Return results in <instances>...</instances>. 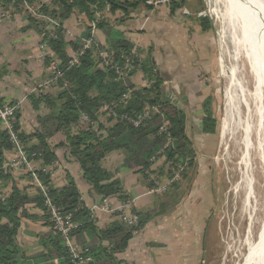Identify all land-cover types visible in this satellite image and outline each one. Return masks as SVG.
Masks as SVG:
<instances>
[{"label": "trees", "instance_id": "16d2710c", "mask_svg": "<svg viewBox=\"0 0 264 264\" xmlns=\"http://www.w3.org/2000/svg\"><path fill=\"white\" fill-rule=\"evenodd\" d=\"M146 1L50 0L48 3L43 0H0V6L5 11L11 8L19 12L22 9L17 5L24 4L29 8H35L41 17H50L62 23L72 16H82L89 24L95 23L97 30L104 31L107 43L104 45L98 42V45L111 53L115 62L121 63L134 48L120 32L112 30L106 24L104 17L96 20L95 15L104 13L107 9L105 13L122 14L123 18L119 19V22H122L124 18H129L140 10H154ZM187 4L186 0H170L168 10L173 14L183 7L191 6ZM190 8L193 12L200 11L198 7ZM24 18L28 22V27L35 28L42 42L47 43L50 52L59 63L58 68L63 73V78L57 80L55 84L44 85L43 82L48 75L45 71L44 79L36 84L35 93L30 96L34 110L38 112L39 104L42 103L47 111L44 117L39 118L42 114L38 117L40 130L32 134L21 130L19 111H16L13 130L31 166L35 169L33 173L45 188L47 199L63 215L71 216L74 225L71 236L75 243L88 250L87 256L91 259L89 264H118L115 254L122 253L127 248L132 232L142 230L149 221L156 218L157 210L147 208L142 212H135L138 217V225L135 227L128 228L116 220L105 230H99L93 215L82 203L74 181L67 177L64 186L57 187L54 184L52 171L49 170L53 169L52 166L57 161L54 148L60 146L67 150L69 156L77 163L82 178L97 195L102 198L116 197L120 202H127L130 201V197L125 194L121 182L103 165L106 156L113 152L120 153L123 156V167L140 174L151 189L154 183L146 172L171 180L172 172L178 170L183 179L196 165L195 150L187 135V114L177 104L162 101L163 82L157 77L148 58L134 61L144 79L143 85H136L132 80L137 70L121 79L111 71L101 70L99 60L91 51H87L76 64L70 66L69 61L82 48L81 38H89L91 28L86 26L80 39L67 42L60 28L55 32V38H51L48 31L41 26L38 30L39 20L33 19L30 14H25ZM198 22L202 26V31L211 29L207 18H201ZM69 47L72 49V55H68ZM46 64L49 65V60ZM145 81L152 84L148 87ZM50 89L55 90V95L49 94ZM124 97L126 99L123 100ZM207 110L203 112L204 116L201 119V133L214 135L217 129L216 119ZM146 111L150 118L138 127L126 119H120L121 116L136 119ZM101 114L105 115L106 122L100 120ZM83 116L89 119L91 125L79 123ZM163 127L167 128L165 133L162 131ZM56 135H61L64 143L52 146L48 141ZM9 151H13V148L7 131L3 129L0 131L2 186L10 182V173L13 171V168L6 164L4 157ZM156 161L159 166L152 170ZM45 168H48V171H45ZM27 173L31 178V173ZM176 188L174 181L166 188L167 192L165 190L163 193L166 195L171 189L178 191ZM35 190L36 195L29 198L24 191L13 186L11 193L0 199V264H47L53 260H56V264H69L68 251L60 235L54 230L45 206V197L37 187ZM177 193L178 205L181 201V192ZM28 204H35L42 212V216L37 219L47 227V232L37 236L42 252L37 257L25 259L15 244V238L20 227V219L27 216L24 208ZM83 235L89 238L86 242L79 239V236ZM102 241L108 243V247H104Z\"/></svg>", "mask_w": 264, "mask_h": 264}, {"label": "rangeland", "instance_id": "374dc122", "mask_svg": "<svg viewBox=\"0 0 264 264\" xmlns=\"http://www.w3.org/2000/svg\"><path fill=\"white\" fill-rule=\"evenodd\" d=\"M223 3V0H201V4L195 0V3H191L190 7H198L200 11L205 13V18L209 20L211 25L209 33L212 37L213 52L210 55L211 59H209L210 65L195 72L197 77L200 75V80L189 83L180 81L184 86L178 89L176 97L177 101L181 103V97L188 89L193 104L186 111L187 114L189 110H192L189 114H192L191 119H193V116L196 117L197 109L202 110L204 113L208 109L207 111L216 119V132L213 136H202L198 134V124L196 122L194 124L192 122L187 123L188 138L191 140L192 145H196L193 146L196 149V165L194 169L186 173V177L182 179V176H180L175 180L176 189L181 192V201L178 205L179 194L177 190L171 189L166 195L153 192V194L147 196L150 205L148 209H156L157 216L154 218L155 221L150 223V229H146L143 235H145V238H149V234L155 233L157 236L161 235L164 239H167L168 235L174 236L178 241L180 264H244L249 257V252L245 249V242L250 224L254 223L253 236L256 237L264 217V161L262 163V159L264 160V121L260 123L261 125L258 124L261 120L259 109L263 108L262 111H264V103L259 104L254 97L255 95H253L255 93L253 91L255 90L254 76L248 65V60L243 54L244 52L240 51L238 53L236 45L231 40L230 28L224 16ZM7 11L0 6V22H6V20L12 18L25 20L24 10L19 12L14 10L10 16L2 18V14ZM191 12L193 13L191 8L187 9L188 14H191ZM32 18L37 20L41 17L32 14ZM44 19L46 20L45 23L43 22ZM44 19L39 20L38 30H40V26L44 30L55 32L60 28L65 34L64 22L58 20L52 22L54 20L50 17ZM77 21L72 23L74 25L79 24ZM89 25L91 28L90 36L97 39L98 30L95 23ZM67 27L69 28V26ZM85 28L84 24L81 25L83 33ZM32 30L40 39L37 47L39 66H45V69H47L45 71L48 72L47 60H49V64L56 63L53 64L56 66L59 63L53 56L54 54L49 59L45 58L41 50L42 38L35 28H32ZM73 38L74 36H71V39ZM84 40V38H81V43ZM19 50L16 52L18 55L20 54ZM67 51L68 55H72L71 47ZM242 64L243 68L241 67ZM230 71L234 76L230 74ZM43 79L44 77L39 81ZM232 80H236L232 82L235 87L231 86ZM236 82L238 84L241 82L239 84L241 87H238L239 85ZM41 87L43 88L42 85ZM36 88L37 86H35L34 91ZM240 91L242 94H240ZM252 92L254 93L252 94ZM242 96H244L243 99ZM229 98L232 100L230 113L232 118L227 114ZM246 103L250 105V112L245 110L244 104ZM43 106L42 103L39 104L41 112L45 113L46 109ZM257 106L258 109H256ZM19 107L18 104V109ZM40 110L39 113L42 114ZM100 120L106 122L105 115L101 114ZM246 124H252L249 137L252 143L250 146L252 148L250 150L251 157L247 162L250 164V166L248 165L250 173H247L245 164L241 163L243 155L247 151L245 145H243L244 127L250 125ZM258 126L260 127L258 128ZM256 131L258 133L254 134ZM57 137L63 138L61 135H56L52 140ZM235 141L236 143H234ZM256 142L259 144L262 142V146L258 148L259 144H256ZM260 154H263L262 159ZM248 180L251 185V194L248 192L250 198L247 197V192L243 190L242 186V181L247 182ZM163 182L164 180L161 179L160 185ZM150 243L146 241V249H150ZM160 248L164 249V246ZM241 259H244V261L241 262Z\"/></svg>", "mask_w": 264, "mask_h": 264}, {"label": "crops", "instance_id": "0c3cea01", "mask_svg": "<svg viewBox=\"0 0 264 264\" xmlns=\"http://www.w3.org/2000/svg\"><path fill=\"white\" fill-rule=\"evenodd\" d=\"M191 1L195 3V0H186L189 5H191ZM189 8V6L183 7L173 14H170L168 8L164 6L151 11L140 10L129 18H124L122 22H119V19L123 18L122 14L111 15L104 12L95 15V17L96 19L104 17L106 24L112 30L120 32L124 39L139 52L141 58H148L154 66L157 77L161 78L163 82L164 92H168L169 96L176 98L178 89L184 86L182 83L200 80V75L197 77L195 72L210 65L209 59L213 52L212 37L209 33L211 29L202 31V26L198 22L199 19L205 18L204 15H201L203 12L188 14L187 9ZM76 21L79 24L74 25ZM0 23V103L4 105L19 104L21 130L32 134L41 128L38 121L41 114L33 109L30 100V96L35 93L36 82L45 76V66L40 67L37 59V47L40 39L32 28L28 27V22L22 18H12ZM83 24L85 27H90L82 16L76 15L66 20L63 23V29L66 30L63 34L65 40L71 42L75 41L74 39H80L83 34L84 28L81 29ZM71 36L74 38L71 39ZM96 37L98 42L106 45L107 38L103 30H98ZM18 50L19 55L16 54ZM132 80L136 85L144 84L139 70L136 71ZM148 83L145 81L146 86ZM55 93L54 89L49 90L50 95H55ZM182 96H185V100L181 103L186 112L193 104L188 89ZM196 111V117L193 116V119H191L192 114H189L192 110H189L188 114L186 112L187 123L194 124L196 122L199 135L213 136L201 133V119L204 113L200 109ZM45 114L47 111L42 113L39 118L41 119ZM1 130L3 127L0 125ZM48 143L58 146L64 143V140L57 137L54 140H49ZM54 149L57 157L56 165L51 172L54 184L57 187L64 186L67 177L74 181L82 203L93 215L95 225L99 230H105L112 222H116L118 218L111 212V209L123 202L118 201L116 197L102 198L97 195L82 178L77 163L69 156L67 150L60 146ZM4 157L6 164L10 166L16 155L14 151H9L4 154ZM122 164L123 156L118 152L107 155L103 163L113 177L121 182L125 194L130 197L132 213L142 212L150 207L147 196L153 194L152 189L147 186V182L140 174L123 167ZM157 166L159 163L156 161L152 170H155ZM27 172L23 169H13L10 173V182L3 186L0 184V199L10 194L13 186L24 191L29 198H33L36 195V186L28 177ZM161 179L165 180L166 178L161 176ZM104 199H107L109 205ZM24 211L27 216L20 219L15 244L20 254L26 259L37 257L42 252L37 236L47 232V227L37 219L42 216V212L35 204L26 205ZM154 221L152 219L142 230L132 232L127 248L114 256L118 264H180L178 241L174 236L168 235L167 239H164L155 233L149 234V238H145L143 235L146 229H150V223ZM79 239L86 242L89 238L83 235L79 236ZM146 241L151 242L150 249L145 248ZM102 245L108 247V243L105 241H102ZM163 246L164 249H161L160 247ZM51 263L56 264V260L47 262V264Z\"/></svg>", "mask_w": 264, "mask_h": 264}, {"label": "built area", "instance_id": "2783aa9c", "mask_svg": "<svg viewBox=\"0 0 264 264\" xmlns=\"http://www.w3.org/2000/svg\"><path fill=\"white\" fill-rule=\"evenodd\" d=\"M50 0H43V2H48ZM170 0H147L146 4L149 6H152L154 9L164 6L168 8ZM18 8H21L24 10L25 14H37L35 8H29L22 4V6L18 5ZM5 14H2L3 17H8L10 14L14 12L13 9L9 8ZM107 12V9L104 11ZM205 13H201V15H204ZM40 16V15H39ZM41 17V16H40ZM46 17H41L37 20H43ZM50 20V19H49ZM54 20V19H52ZM51 20V21H52ZM43 22L45 23L46 20L44 19ZM56 22V20L52 21ZM48 35L51 38H55V31L47 30ZM98 41L95 37L90 36L89 38L85 39L82 42V48L75 57L69 61V65L72 66L78 62V59L83 56L87 51H91L93 55L97 57L99 60V67L103 71H111L113 72L118 79L125 78L128 76L133 70H138V66L134 64V61L140 60V55L135 49L131 51V54L125 58L122 59L121 63L115 62L114 58L112 57V54L108 53L105 49L102 47H98ZM41 50L42 54L45 56V58L52 57V53L50 52L47 43L44 41L41 44ZM51 53V56H50ZM44 59V58H43ZM56 63H51L48 66V75L46 79L44 80V85H51L55 84V82L59 79L63 78V73L59 70L58 65H53ZM152 84V82H149L147 86L149 87ZM66 86L67 84L64 83ZM126 99V97L123 98V100ZM16 111H18V104L14 103L13 105H4L0 103V125L7 131L9 135V140L12 145L13 151L16 155V158L13 162H11L10 166L13 169H23L27 170L31 176V181L34 183V186H36L44 195L45 197V206L49 212V216L51 219V222L54 226V230L60 235L61 240L63 241L68 254H69V264H89L91 262V259L89 256H87V249H84L80 247L77 243H75L73 237L71 236V231L74 229V225L71 221L70 215H63L59 209L54 207L50 201L47 199L46 191L43 185L38 181L37 176L33 173L35 170L32 166L30 161L27 158L26 152L23 150V146L21 142L19 141L17 134L13 130V125L16 122ZM114 117H116L115 114H112ZM150 118V114L148 111L142 113L141 115L137 116L136 119H127L125 116H121L120 119H126L129 122H131L135 127H138L141 125L144 121L148 120ZM81 124H88L90 123L89 119L86 116L81 117L80 122ZM91 125V123H90ZM162 131L165 133L167 131L166 127L162 128ZM52 166V168L55 167ZM168 167V166H167ZM166 167V168H167ZM45 171H48V168L44 169ZM52 171V169H49ZM146 174L149 176V178L154 183V187L152 188V192H155L157 194H161L165 192L166 188L171 185L172 182L177 180L180 176V173L177 171L172 172L173 177L171 180H164L163 184L160 185L161 177H157L155 174H151L146 172ZM107 203V199H104ZM108 204V203H107ZM109 205V204H108ZM111 212L115 214L119 221L122 223H125L126 225L130 227H135L138 225V217L136 214L132 213V203L130 201L123 202L117 207H113L111 209Z\"/></svg>", "mask_w": 264, "mask_h": 264}, {"label": "bare ground", "instance_id": "6f19581e", "mask_svg": "<svg viewBox=\"0 0 264 264\" xmlns=\"http://www.w3.org/2000/svg\"><path fill=\"white\" fill-rule=\"evenodd\" d=\"M224 1V16L226 19V23L229 26V34L231 35V40L236 45L238 53L240 51H243L248 60V65L250 67L251 72L254 76L255 81V93L252 92L253 95H255V99L259 104L264 103V0H223ZM216 3V2H215ZM221 3V2H220ZM214 4V3H213ZM218 6V5H217ZM219 7V6H218ZM222 9V8H221ZM217 12V11H216ZM227 26V27H228ZM223 46V45H222ZM233 51V50H232ZM241 55V54H240ZM236 59V58H235ZM234 59V60H235ZM238 59V57H237ZM243 59V58H242ZM245 59V58H244ZM246 61V59H245ZM238 64V63H237ZM234 65L235 67L237 66ZM244 67L243 64L241 66ZM233 69V68H232ZM237 70V69H236ZM232 71H230L231 74ZM240 73V72H239ZM245 74V73H244ZM233 75V74H231ZM230 75V76H231ZM234 76V75H233ZM232 76V77H233ZM238 79V78H237ZM242 79V78H241ZM239 80V79H238ZM236 80L231 81V86L235 87L232 82H235ZM237 83V82H236ZM241 83V82H240ZM239 83V84H240ZM248 83V82H247ZM238 84V83H237ZM238 84V85H239ZM236 85V84H235ZM238 87H241L240 85ZM237 87V88H238ZM240 89V88H239ZM246 89V88H245ZM247 90V89H246ZM252 91V90H251ZM232 92V91H231ZM238 92V91H237ZM236 92V93H237ZM241 92V91H240ZM239 93V92H238ZM237 93V94H238ZM235 94V95H237ZM242 94V92L240 93ZM245 94V93H243ZM252 95V96H253ZM239 96V95H238ZM236 97V96H235ZM231 98V96H230ZM228 100L227 102V114L230 115L232 110L231 101ZM233 98V97H232ZM237 98V97H236ZM244 96H242V99ZM241 99V98H240ZM241 99V100H242ZM253 100V99H252ZM239 101V99H238ZM243 101V100H242ZM245 103V102H244ZM253 104V103H252ZM245 110L250 112V105L248 103L244 104ZM237 106V105H236ZM239 106V105H238ZM237 106V107H238ZM262 106V105H261ZM259 107L257 106L256 109ZM263 108L259 109L261 112L256 110L261 115V120L258 124L263 123L264 121V111H262ZM237 110V108H236ZM235 110V111H236ZM253 110V109H252ZM238 112V110H237ZM234 112V113H237ZM246 114V113H245ZM259 115V116H260ZM231 117V115H230ZM229 117V119H230ZM232 118V117H231ZM237 118V116H236ZM258 118V117H257ZM246 119V118H245ZM249 119V118H248ZM260 119V117H259ZM258 119V120H259ZM228 121V120H227ZM247 121V120H245ZM229 122V121H228ZM235 123V122H234ZM257 123V122H256ZM250 125V124H246ZM245 125V126H246ZM252 125V124H251ZM246 126L244 127V141L243 145H245V154L243 155L242 162L245 164L247 173H250L249 166L247 162L250 160L251 154L250 150L252 149L251 141H250V133L252 131V127ZM257 125V124H256ZM261 125V124H260ZM260 126H258L259 128ZM240 128V127H239ZM257 128V127H256ZM233 130V129H232ZM243 130V129H242ZM234 132V131H233ZM258 133L257 131L254 133ZM232 134V133H231ZM264 134V133H263ZM242 137V136H241ZM257 139V135L255 136ZM255 139V138H254ZM252 140V139H251ZM254 141V140H252ZM258 141V140H257ZM242 142V141H241ZM264 142V141H263ZM236 143V141L234 142ZM233 143V144H234ZM258 142H256L257 144ZM259 144V143H258ZM262 146V142H260L259 147ZM235 148V147H234ZM256 148V147H255ZM244 150V149H243ZM244 150V151H245ZM260 150V149H259ZM261 151V150H260ZM263 155V154H262ZM260 154V157L262 156ZM241 157V156H240ZM239 157V158H240ZM264 158V157H263ZM262 159V157H261ZM262 159V163H263ZM264 164V163H263ZM249 165V166H248ZM258 166V165H257ZM243 167V166H242ZM237 168V167H236ZM244 171V170H243ZM239 175V174H238ZM246 176V175H245ZM247 177V176H246ZM251 177V176H250ZM239 179V177H238ZM252 181V180H251ZM243 184V190H246L247 197L249 196V193L251 191L250 188V181L247 182L242 181ZM236 184V183H235ZM236 187V186H235ZM242 188V187H241ZM233 191V190H232ZM249 192V193H248ZM234 193V192H232ZM251 194V193H250ZM254 195V194H253ZM251 196H249L250 198ZM254 201V200H253ZM247 203V202H246ZM245 203V204H246ZM254 203V202H253ZM252 204V203H251ZM248 205V204H247ZM248 209V208H247ZM251 211V210H250ZM253 214V213H252ZM247 215V213H246ZM246 217V216H245ZM251 218V217H250ZM250 224L248 237L246 238L245 242V249L249 252L248 260L244 264H264V217L261 221L260 228L257 232L256 237L253 236L254 232V226ZM255 235V234H254ZM245 256V255H244ZM244 261V259H241V262ZM241 264V263H240Z\"/></svg>", "mask_w": 264, "mask_h": 264}, {"label": "water", "instance_id": "95a60500", "mask_svg": "<svg viewBox=\"0 0 264 264\" xmlns=\"http://www.w3.org/2000/svg\"><path fill=\"white\" fill-rule=\"evenodd\" d=\"M185 100V96H182L181 97V101H184ZM162 101L164 103H168V104H171V103H174V104H177V106L179 108H183V104L178 102L177 99L175 97H171L169 96L168 92H164L163 95H162Z\"/></svg>", "mask_w": 264, "mask_h": 264}]
</instances>
